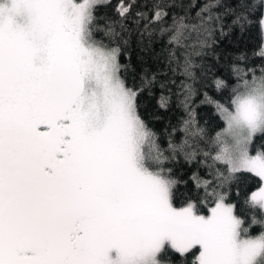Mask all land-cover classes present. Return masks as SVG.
<instances>
[{
	"label": "snow or ice",
	"instance_id": "6c2138e0",
	"mask_svg": "<svg viewBox=\"0 0 264 264\" xmlns=\"http://www.w3.org/2000/svg\"><path fill=\"white\" fill-rule=\"evenodd\" d=\"M135 8L0 0V264H264V67L238 57L236 82L214 81L223 102L205 93L207 127L191 106L196 58L226 28L264 32V0L181 5L170 24L167 3L135 12L185 77L186 118L163 134L140 112L155 76L125 79Z\"/></svg>",
	"mask_w": 264,
	"mask_h": 264
},
{
	"label": "trees",
	"instance_id": "16d2710c",
	"mask_svg": "<svg viewBox=\"0 0 264 264\" xmlns=\"http://www.w3.org/2000/svg\"><path fill=\"white\" fill-rule=\"evenodd\" d=\"M153 2H163L169 5L166 11L170 15L166 19L170 24L171 15L183 14L181 5L187 8L189 5L202 4L204 0H135L136 8L133 17L126 22L129 28V34L126 37L128 44L125 46L126 51H122L121 56L122 62L128 66L125 71V79L129 86H139L142 77L146 76L151 79L155 76L150 88H146L141 93L140 112L143 119L154 131L163 134L166 130L170 131L171 126L177 125L181 119L186 118L182 105L184 97L181 88V83L185 80V77L179 69L176 71L170 70L167 59V49L169 47L167 35H162L157 31L150 37L143 28L144 22L141 21L139 25L136 22L135 12H149ZM112 3L116 5L119 0H112ZM173 4L176 5L175 8L171 7ZM198 10V8L193 7L191 12L194 15L195 11ZM101 15H104V13H101ZM112 15H115L114 9ZM226 23L230 24L231 20H226ZM225 31L227 35L217 38L214 51L208 49L203 59L196 58V63L198 65L202 64L205 71H201L199 68L196 69L197 76L193 83L196 91L192 97L191 106L195 110L196 118L202 127L208 126L205 123L206 121L211 122L216 118L214 107L208 103H202L205 93L223 102L221 93L216 90L214 81L224 79L230 81V84H234L236 79L232 74V65L238 57H244L239 61L241 67L255 68L257 74L259 69L264 67V57L260 55L261 50L264 49V35L258 22L253 20L243 31L239 27H233L231 31L226 28ZM161 96L170 97L167 108L160 107ZM177 135L182 136V133H177ZM195 170L191 165H186L185 169L182 170V174L187 171L185 176V179H187L191 175V171ZM249 187L253 191L256 189L255 180H247L241 185V190H247ZM184 188V185H180L182 192Z\"/></svg>",
	"mask_w": 264,
	"mask_h": 264
},
{
	"label": "rangeland",
	"instance_id": "374dc122",
	"mask_svg": "<svg viewBox=\"0 0 264 264\" xmlns=\"http://www.w3.org/2000/svg\"><path fill=\"white\" fill-rule=\"evenodd\" d=\"M263 35H264V32H263ZM263 47H264V43H263ZM255 191V190H254Z\"/></svg>",
	"mask_w": 264,
	"mask_h": 264
}]
</instances>
